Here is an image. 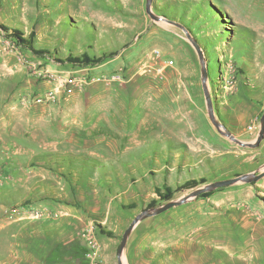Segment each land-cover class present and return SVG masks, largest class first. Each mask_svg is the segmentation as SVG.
Instances as JSON below:
<instances>
[{
  "label": "rangeland",
  "instance_id": "rangeland-1",
  "mask_svg": "<svg viewBox=\"0 0 264 264\" xmlns=\"http://www.w3.org/2000/svg\"><path fill=\"white\" fill-rule=\"evenodd\" d=\"M146 1L0 0V264H17L36 221L61 233L60 248L80 264L92 261L89 233L101 246L92 262L118 264L138 213L263 169L264 139L252 148L217 131L198 53L183 28L151 18ZM152 5L198 39L218 120L253 140L259 129L248 125L264 112V0ZM153 48L174 66L150 69ZM171 76L184 83L166 84ZM171 110L187 111L188 125L171 123ZM193 179L206 181L180 189ZM166 187L173 196L161 200ZM124 256L126 264H264V177L141 220Z\"/></svg>",
  "mask_w": 264,
  "mask_h": 264
},
{
  "label": "water",
  "instance_id": "water-1",
  "mask_svg": "<svg viewBox=\"0 0 264 264\" xmlns=\"http://www.w3.org/2000/svg\"><path fill=\"white\" fill-rule=\"evenodd\" d=\"M152 4H153V0H147L146 1V11L151 16V18H153L155 20H166L169 23H173V24L183 28L184 31L186 32V35H187L189 41L191 42V44L194 46L196 52L198 53V56H199V59L201 62V66H202V70H201L202 87H203V91H204L208 115L211 119L212 124L217 129V131L221 135L227 137L229 140H231V141H233V142H235L241 146H247V147H252V148L259 146L261 141L264 139V112L260 117L259 132H258L257 136L253 140H250V141L238 138L229 128H227V126L224 123L219 121L217 116H216L214 103L212 101L211 94H210L209 89H208L207 61L205 58V52H204L201 44L199 43L198 39L196 37H194L181 23L174 21V20H171V19L164 18L162 16H157L153 12V5ZM262 177H264V167L258 173L253 171V172H249V173L238 174L236 176L229 177V178L218 179V180L206 183L204 185H201V186L195 188L194 190L184 194L183 196H181L177 199L170 200V201L165 202L164 204H162L158 207L151 208V209H145L142 212L138 213L131 220V222L129 223V225L126 227V229L123 232L121 242H120V245L118 248V264H126L125 256H124V250H125V246L127 244L128 237L131 234L132 230L135 228V226L141 220L148 218V217L158 215V214H160V213H162V212H164V211H166V210H168L174 206H178V205H181L183 203H186L187 201H190L193 198H196L198 195H200L204 192L212 191L216 188L225 187V186L238 184V183L255 182V181H258L259 179H261Z\"/></svg>",
  "mask_w": 264,
  "mask_h": 264
},
{
  "label": "crops",
  "instance_id": "crops-1",
  "mask_svg": "<svg viewBox=\"0 0 264 264\" xmlns=\"http://www.w3.org/2000/svg\"><path fill=\"white\" fill-rule=\"evenodd\" d=\"M170 57V56H168ZM171 58V57H170ZM171 68V67H170ZM169 69V68H168ZM167 70V69H166ZM150 83L152 81H149ZM157 82L153 81L151 85L155 86ZM166 84H182L183 79L176 78V77H166ZM173 92H176L179 88L171 87ZM189 113L187 111H169L168 113H164L165 117L171 118V123L178 124L181 126H187V116ZM178 116V118H176ZM170 122V119H166L164 122V128L163 130L166 131V123ZM150 124H152V132H155L156 129V120L155 116L153 119H151ZM160 125V123L158 122ZM172 130V129H171ZM74 215V213H71ZM31 224L28 225V228L32 229V234L26 235L25 238H23V241H20L19 244L21 245V249L16 250V253H14V257L17 259V264H80L77 260H79L76 257V254L74 253V250L68 251L63 250L60 248V245L66 244L68 240L61 238V233L56 231L55 229L49 230L47 226V222L45 221H36V222H30ZM35 223V224H33ZM65 223L68 224V227H72V224L75 223L74 217H67L65 218ZM33 224V225H32ZM43 224V225H42ZM45 230V231H44ZM47 230V231H46ZM41 232V233H39ZM38 233V234H36ZM26 246L25 248H22L23 246ZM105 260L107 262L106 258L101 259V261ZM86 264H100L99 262H89Z\"/></svg>",
  "mask_w": 264,
  "mask_h": 264
},
{
  "label": "built area",
  "instance_id": "built-area-1",
  "mask_svg": "<svg viewBox=\"0 0 264 264\" xmlns=\"http://www.w3.org/2000/svg\"><path fill=\"white\" fill-rule=\"evenodd\" d=\"M149 68L156 73L162 74L166 69L174 66L175 61L173 58L165 57L161 49L153 48L149 59ZM259 122H252L248 125L249 131H258ZM100 244L93 233L87 235V251L86 256L92 261L97 259L100 255Z\"/></svg>",
  "mask_w": 264,
  "mask_h": 264
},
{
  "label": "trees",
  "instance_id": "trees-1",
  "mask_svg": "<svg viewBox=\"0 0 264 264\" xmlns=\"http://www.w3.org/2000/svg\"><path fill=\"white\" fill-rule=\"evenodd\" d=\"M14 34H15V35H13L14 37L18 38L19 40H21L23 42H27V40L24 39L21 36L20 31H18L17 29L14 30ZM204 181H206V180L205 179H201V180H194V179L193 180H189V181L185 182L184 184H182L180 186V189H182V188H188V187H193V186H196L199 182H204ZM173 193H174V191L171 188L166 187L165 190H164V192H159V195L161 197V200H169L170 198H172ZM211 193H212V191L211 192H204V193L200 194L199 196H207V195H209ZM154 203H155V201H152L150 203V205L152 206V205H154ZM107 233L110 234V235L113 234L112 232H109V231Z\"/></svg>",
  "mask_w": 264,
  "mask_h": 264
},
{
  "label": "bare ground",
  "instance_id": "bare-ground-1",
  "mask_svg": "<svg viewBox=\"0 0 264 264\" xmlns=\"http://www.w3.org/2000/svg\"><path fill=\"white\" fill-rule=\"evenodd\" d=\"M189 249V248H188Z\"/></svg>",
  "mask_w": 264,
  "mask_h": 264
}]
</instances>
